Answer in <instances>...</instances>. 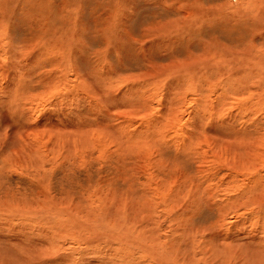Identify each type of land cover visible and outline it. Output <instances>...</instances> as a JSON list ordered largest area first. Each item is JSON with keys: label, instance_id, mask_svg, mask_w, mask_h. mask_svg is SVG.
<instances>
[{"label": "rangeland", "instance_id": "374dc122", "mask_svg": "<svg viewBox=\"0 0 264 264\" xmlns=\"http://www.w3.org/2000/svg\"><path fill=\"white\" fill-rule=\"evenodd\" d=\"M13 1L16 16L8 30L9 39L0 34L2 209H23L31 215L38 214L37 220L39 213L49 215L54 208L72 209L76 221L83 227L88 222L87 227L91 228L88 229L94 231L90 232L93 237L101 238L98 243L85 244L86 225V229L77 228L78 241L69 237L58 238L56 244L59 247L56 246L54 255L71 256L78 260V264L86 260L84 264L91 261L99 264L102 259L103 263H113L115 259L110 253L116 248L106 246L103 240L107 234L121 236L113 227L124 218L136 217L138 221L140 217L141 220L144 218V222H139L142 238L152 237L161 241V246L178 249L184 245L183 240L186 246L192 242L191 233H198L197 240L201 241L209 234V227L218 225L220 217L229 222L244 217L243 226L226 232L227 235H242L232 246L219 238H210L207 245H219L211 252L213 259L220 263L227 264L234 255L232 247L237 246L242 249L241 257L245 261L241 264H260L261 261L264 264V218L263 222L262 219L258 221L257 215L260 214L257 204L264 203V84L257 88V82L264 79L261 71L264 70V59L250 73H253L249 79L253 82L251 93L247 88L239 92L234 84H225L227 82L216 72L207 74L211 83L202 84L198 92L191 90L188 82L177 83L174 74L169 78L159 72L168 61L187 63L179 50L182 49L181 43L176 44L179 45L176 49L173 47V52L170 49L172 57L167 51L157 52V55L142 51L143 58L135 56L137 48L146 47L153 41L164 43L178 33L172 29L174 35L149 36L160 31L159 23L172 16L177 19L175 12L166 7L170 5L168 0H164V10L169 12H161L164 5L154 7L152 0H122L124 8L130 12L123 24H117L111 30L109 43H106L107 26L94 25L95 0L84 5L81 13L63 29L57 26L47 29L32 23V19L37 21L42 15L43 0ZM97 1L100 10L107 2ZM190 1L209 10L237 5V0ZM2 4L3 0H0V6ZM222 24L224 26L221 20L212 22L211 27L201 34L204 35L201 39L212 44V49L224 47L229 53L245 41L236 38L238 31L234 26L228 24L229 28L225 30ZM103 28L106 33L99 31ZM210 31L212 36L206 37ZM198 35L191 40L196 41ZM260 39L256 43L262 50L259 45L263 39ZM40 42L42 48L38 47ZM244 47L239 49L248 52ZM231 72L235 73H225L232 76ZM20 147L30 153L40 152V155L28 158L21 152L17 154ZM207 192L210 199L215 197L212 201H221V208L218 202L217 205L207 202ZM186 194L191 213L174 217L172 211H176V203L166 206L162 199L170 195L174 201ZM192 195L194 199L190 197ZM126 201L131 205H125ZM16 204L20 207H15ZM149 205L153 206L152 213H149ZM225 205L228 206L224 209ZM90 210L107 220L99 230L86 218L87 211L92 213ZM2 217L0 262L4 264H12L26 252L32 257L37 256L36 250L41 249V243H48L47 238L50 240V234L54 233L39 222L26 221L25 225L22 221L24 215L16 216L14 220ZM40 219L47 221L46 216ZM135 228L132 225V231ZM56 231L61 232V229ZM254 231L263 240L257 244L263 252L260 248H252V253H258L251 254V244L246 237H251ZM137 233H130L133 235L130 239H139L141 234ZM128 234L127 230L125 240L129 238ZM141 241L145 243L143 239ZM16 243L20 248L14 245ZM188 247L190 249V244ZM151 249L155 256L156 246L152 245ZM206 250L210 251L209 247ZM182 259L180 256L174 261ZM206 260L204 262L209 263L210 259ZM154 261L160 264L163 259Z\"/></svg>", "mask_w": 264, "mask_h": 264}, {"label": "bare ground", "instance_id": "6f19581e", "mask_svg": "<svg viewBox=\"0 0 264 264\" xmlns=\"http://www.w3.org/2000/svg\"><path fill=\"white\" fill-rule=\"evenodd\" d=\"M5 1H7L8 3L7 4L4 3ZM92 1H90V0H43L42 11H41L42 15L38 14L40 19L39 20L37 19V21H36V19L34 18V19H32V23H34V24L37 23V25H39L41 27H46L47 29H50L51 28L50 26H52L53 28H54V26H57L58 28L63 29L66 24L70 23L75 17H77L81 13L80 10L82 9V7L84 5H89L90 3H92ZM145 1L146 0H144V2ZM152 1H154V3H152V4H154V7L164 5L163 10L166 9V7H167V9L170 8L171 10H173V12H175V14H176L177 19H175V18L173 19V16L171 15L172 17L167 19V21L163 22L162 24L159 23L157 27L159 28V25L161 26L160 31L158 30L159 32H156L155 34L149 35L150 38L151 37L154 38V36H156V35H158V36L159 35H168V34L174 35V33L172 32L173 31L172 29H176L178 31V33L175 34V37L173 39L167 40V38H166L167 41H165L164 43H160L159 41L158 42L153 41L151 44H149L146 47L137 48V50H136L137 52L135 53V56H138V58L139 57L143 58L144 56L142 54L143 53L142 51H145L148 55H152V54L157 55V52L167 51V52H169L168 55L172 57L173 56L172 52L176 49L175 47L179 46L176 44L181 43L182 49L179 47L180 48L179 50L183 53L184 59H186L187 63H185V64L184 63L174 64V63H170L168 61V63L165 64V66L162 65L163 69H161V70L159 69V72L165 73L166 74L165 76H168L169 78H171L173 76L172 74H174L175 78L177 80V83L178 82H185V83L188 82V83H190V85H188L190 87V89L194 90V91H198V92H200L199 90H201L200 87H202L201 86L202 84L207 85V84L211 83L208 80L207 74L216 72L220 76L221 80H223L224 82H227L225 84H229V83L234 84L236 86V89L239 92L243 91V89H246V88L250 90V93L252 92L253 82H252V80H249V79L251 78L253 73L251 75H250V73L252 72V70L254 68H257L259 66L260 62L264 59V49H263L264 48V1L263 0H237V5L235 7H230L227 5L224 9H221V10H219V9H212V10L204 9V8H201L202 6L192 2L190 0H168V2L171 5V6L169 5V7L167 5L165 7L166 3L164 2V0L163 1L152 0ZM188 1H190V3H188ZM124 2H125V0H124ZM94 4H95L94 25L107 26L106 43L107 42L109 43L112 40V33H111L112 31L111 30L117 24L122 23V21L128 17L127 14H128V12H130V10H126L124 8L122 0H107L106 5L104 7H102L101 10L98 7L99 2L97 0L94 1ZM152 4H150V5H152ZM14 5H15V2L13 0H3V4L0 6V34L3 33L2 36L6 37L8 39H9L8 30L11 28L12 24L14 23V21H15L14 16H16V13L14 11ZM160 10H161V12H166V11L169 12V10H164V11L162 9H160ZM171 10H170V13L172 12ZM14 13H15V15H14ZM89 14H90V16L92 15L91 13H89ZM164 16H166V15L164 14ZM166 17H168V16H166ZM29 20L30 19H28L27 22H29ZM218 20H221L222 22H224V26L222 24L221 27L224 28L225 30H226V28L228 30V28H229L228 24L231 26H234V28H236V30L238 31L236 38H242L245 42L239 43L236 46L237 47L236 49L229 50V53H228L224 47H221L220 50H216V49L214 50V49H212L213 48L212 44L206 43L205 40L202 41L201 38H202V36L204 37V35H201V34H203L204 31L206 32V29L208 27H211L210 25L212 24V22H215ZM53 21H55V22H53ZM172 24L179 25L180 27H174ZM46 25H48V26H46ZM99 31H103L104 33H106L105 28L100 29ZM124 33H125V31H124ZM197 34H200V35H198L196 41L191 40ZM212 34H213V32L210 31V33L206 34L205 36L210 38V36H212ZM260 38L263 39V43L261 45H259L260 49L262 48V50H259V47L256 43V41L259 40ZM147 40L150 41V39H147ZM42 46L43 45L40 42L38 47L42 48ZM72 46H73V44H72ZM255 46H256V49H255ZM173 47L175 49H173ZM240 47L248 48L247 49L248 52H245L244 50H240L239 49ZM36 49H37V46H36ZM170 49H173L172 52ZM42 51H44V50H42ZM233 51H235V52H233ZM252 51H254V54H250ZM194 52H196V53H194ZM173 60H175V59H173ZM68 66H67V68H68ZM103 66H104V64H103ZM226 71H235V73L231 72L232 76H230V75H227L225 73ZM261 71L263 72L262 74H264V70L261 69ZM96 72H97V70H96ZM224 73L227 76L226 75L223 76ZM67 78H69V76ZM117 80H119V79H117ZM173 82H175V81H173ZM170 83H172V82L170 81ZM151 84L154 85L155 83H151ZM262 84H264V79H261V81L257 82V88L260 87ZM167 85L169 86V84H167ZM213 86H215V85H213ZM262 86L264 87V85H262ZM178 87H180V86H178ZM181 87H182V85H181ZM212 88H215V87H212ZM139 89H140V87H139ZM94 93H95V91H94ZM76 98H77V96H76ZM91 98H93V97H91ZM25 99H27V98H25ZM25 99H22L23 102L25 101ZM117 99H118V97H117ZM20 152L22 153L23 156L27 155L28 158L31 155H36V156H37V154L40 155V152L36 154V153L31 151L32 153H30V151L28 152L23 147L22 148L20 147V150H17V154H19ZM78 154H80V153H78ZM33 157L34 156H32V158ZM80 159H82V157H80ZM179 191H177V192L179 193ZM194 191H195V189H194ZM243 191H244V189H243ZM208 194H209L208 197L210 199V193H208ZM158 195H160V194H158ZM178 197L181 199H177V200L173 201L170 195H167L164 199H162V198L161 199L163 200L164 203H166V206L170 205V203L171 204L176 203V209H174L176 211H172L174 214L173 215L174 217H176L177 214L179 216H185V215L191 213L190 212L191 204H190V201L188 200L187 194H186V196L182 195V196H178ZM190 197L193 198V195ZM212 198H215V197H212ZM232 198H230V199H232ZM209 199H207L208 203L213 205V204L218 202L219 208H221L220 207L221 201H219V200H217V201L213 200L212 201L211 199L210 200ZM228 201H230L229 198H228ZM144 203H146V202H144ZM253 203L257 204L254 201H253ZM49 204H54V203H49ZM100 204H102V203H100ZM127 204H130V203L128 201H126L125 205H127ZM6 205H8V204H6ZM6 205H5V207H6ZM215 205H217V204H215ZM229 205H230V202H229ZM226 206H228V205H225L224 209L226 208ZM15 207H20V206H18V204H16ZM194 207H195V205H194ZM257 207L260 208V214H257L259 216L258 217V221H259L260 219L264 218V203L259 204V205L257 204ZM10 208H12V207H10ZM10 208L8 209L6 207L5 209H2V207L0 206V213H1L0 222L4 221V218L2 216L7 217V219L13 218V220H14V218L16 216L24 215V217L22 218V221H24L25 225H26V223H25L26 221H28L27 223L39 222V223L47 226V228H46L47 231H49V232L54 231V233L50 234L51 235V239H50L51 242H50L49 238H47L48 243H47V241H45L46 244L41 243V246H40L41 249L36 250L38 252L37 256L32 257L33 255L31 256L30 252H26V253H24V255H22V258H20L19 260L13 259L14 261L12 262V264H78V260H76V258H72L71 256L70 257H68V256L67 257L66 256L61 257V256H57V254L54 255L57 252V248L59 247L58 244H56V242H57L58 238H60V237H63L65 239H66V237L67 238L69 237L68 239L78 241L79 237L75 233V232H79L77 230V228L78 229L80 228L81 230L84 228L86 229V227L88 226V222H87V224L85 223L86 227H85V225L83 227L81 225V223L79 224V222L76 221V213L75 214L72 213V211H71L72 209L71 210H67V209L65 210V209H59V208L52 207V208H54L52 210L53 213H51L49 215L46 213H39L40 217H39V220H37L36 216L38 214L34 213L31 215L29 212H27L23 209H20L22 211H16V209L11 210ZM21 208H22V206H21ZM104 208H105V206H104ZM171 208H173V207H171ZM174 208H175V206H174ZM12 209H14V208H12ZM95 209H96V207H95ZM97 209H98V206H97ZM123 209H124V207L122 208V210ZM152 210H153V206L149 205V213H152L153 212ZM90 211H92V213L95 212V210H90ZM104 211H105V209H104ZM92 213L87 211L88 217L86 216V218L90 219L89 221H90V223H92V224H90L91 226L94 225L93 227L98 229L101 226H104L106 224L105 222H107V220L104 217H102L103 215L101 217H99V215H96V213L95 214L94 213L92 214ZM123 213L125 214V210L123 211ZM236 213H237V211H236ZM45 216L47 217V221H46V219H40V218H45ZM146 217H147V215H146ZM77 218H78V216H77ZM135 218L136 217H134V219L124 218L115 227H113L114 224H112L113 229H116V231L121 236L110 237V235H108V234L104 236V238H106V240H103V241H105L104 244H106V246L111 245V248H113V249L116 248V249H114V252H112L113 254L110 253V251H109V253L111 254L110 257L115 259V260L111 259V260H113V263H111V264H114V263L115 264H151V263L156 264V262L154 260L161 261V259H163V262L160 264H192L193 260L195 262L194 264H201L200 261L204 264L205 263L204 259L205 260L210 259L209 263H207V264H223V263L216 261L215 258L213 259V254L211 252L213 249H217L219 247V245L208 246L207 241L210 238H219L222 240V242L224 244H226L228 246H232V244L235 242V239L242 238V235L237 234V233L227 235L228 231L232 230V229H238L239 227L243 226L245 224V221H246V219L242 220L244 217H242L240 220H234V221H230V222L227 220V218L225 220L224 217H222V218L220 217V222L218 223V225L215 226V228L209 227V230H210L209 234L204 235V238L201 239V241L197 240V234L198 233L197 234L191 233L192 234V236H191L192 242L190 241L191 243H189L190 249L188 247L189 244L186 246L185 245L186 242L184 240H183V244L185 245V247L183 248L184 245H180L181 248L177 249V248L168 247V246L165 247V245L161 246L162 245V243H160L161 241H158L157 239L152 238V237H150L148 239L144 238V237L142 238V234L140 231L141 229L139 227V222H141V221L144 222V220H143L144 218L141 220L142 217H140L139 221L137 220V218L136 219ZM10 220H12V219H10ZM100 221H102V222L100 223ZM11 222H13V221H11ZM261 222H263V219ZM132 225L136 226V228L133 231H132ZM263 225H264V223H263ZM30 226H32V224L31 225L29 224V227ZM88 228H90V227H87V232L84 233L85 235H87V238L84 239L83 242L87 245H90L93 241L98 243V241L101 238H99V239L95 238L97 235L96 236L94 235L95 237H93L94 231H92V230L90 231ZM103 228H106V227H103ZM103 228H101V229H103ZM263 228H264V226H263ZM56 229L57 230L61 229V232L56 231ZM127 230L129 231V234H128L129 238L127 240H125V234H126ZM58 232L61 236L58 234ZM90 232H93V233H90ZM132 232L140 233L141 237L139 236V239L136 238V240H135V238L130 239V237L133 236V235H131ZM153 232H155V231H153ZM255 233H257V231H254V233H252L251 237H248V236L246 237V241L250 242V244H251V254L258 253V252L252 253V251H253L252 248H260L259 246H257V244L261 243V241H263L262 238ZM109 234H111V233L109 232ZM74 235H76V236H74ZM111 236H112V234H111ZM142 239L144 240L145 243H143L141 241ZM57 243H59V240ZM172 243L174 244V239H173ZM172 243H170V244H172ZM178 243L180 244V242H178ZM95 244L96 243H93L92 245H95ZM14 245L18 246L19 243H16ZM152 245H155L157 248V252H156L155 256L152 255V253H153V250L151 249ZM56 246H58V247H56ZM207 246L209 247L210 251L206 250L208 248ZM54 247H56V248H54ZM232 248L234 251V255H233V258L227 262V264H241V262L245 263V261L244 262L242 261L243 259L241 257L242 256V249L240 247H237V246H233ZM109 249H110V247H109ZM260 249L262 251V248H260ZM110 250H112V249H110ZM33 251H34V249H33ZM54 251H55V253H54ZM45 252H47V253H45ZM98 253H96V254H98ZM102 253H100V254H102ZM81 254H83V253H81ZM77 255H79V253H77ZM23 256H26V259H23ZM98 256H100V255L98 254ZM180 256L183 257V259L181 261H174L175 258H177V257L180 258ZM97 259H98V257H97ZM100 259H102V258H100ZM142 259H144V260H142ZM263 259H264V256H263ZM102 261H103V259H102ZM102 261L99 264H107V263H103ZM80 262H82V261H80ZM83 262L87 263V260H86V262L85 261H83ZM88 262H89V260H88ZM262 263H263V261H261L260 264H262ZM0 264H4V263L0 262ZM88 264H95V261H91ZM96 264H98V263H96ZM251 264H253V263H251Z\"/></svg>", "mask_w": 264, "mask_h": 264}]
</instances>
